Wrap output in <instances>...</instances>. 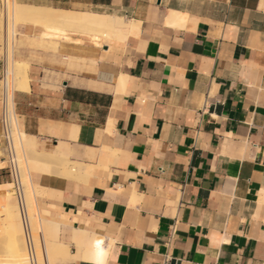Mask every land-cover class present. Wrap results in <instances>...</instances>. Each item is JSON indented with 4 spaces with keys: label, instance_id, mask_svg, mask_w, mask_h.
<instances>
[{
    "label": "crops",
    "instance_id": "1",
    "mask_svg": "<svg viewBox=\"0 0 264 264\" xmlns=\"http://www.w3.org/2000/svg\"><path fill=\"white\" fill-rule=\"evenodd\" d=\"M17 1L131 22L123 42L17 25L20 131L89 165L29 174L60 264H264V0Z\"/></svg>",
    "mask_w": 264,
    "mask_h": 264
},
{
    "label": "bare ground",
    "instance_id": "2",
    "mask_svg": "<svg viewBox=\"0 0 264 264\" xmlns=\"http://www.w3.org/2000/svg\"><path fill=\"white\" fill-rule=\"evenodd\" d=\"M13 1L14 0H4L2 15L4 22L3 25L0 23V31L2 28L4 34L9 36V47L7 50L6 67L4 70L8 89L7 98L9 101H13L14 92L27 91L30 80L27 72V63L23 60L16 61L14 59V41L17 27L15 24L31 23L39 26V28L44 27L78 34H90L100 36L107 41L115 42H123L126 34H129L126 33L125 29L131 25V22H125L123 18L98 15L89 12L54 10L52 8L24 5L19 3L17 0L13 3ZM12 110V118L14 121L12 142L14 152L12 155V162L14 164V169H16L18 178L17 183L23 203L22 216L25 234L20 232V229L22 228L21 215L18 214L16 218L11 209L13 206L9 185L0 183V199L5 202L6 207L9 209V216L11 220L10 227L12 228L11 248L0 252V264H39L38 262L47 264V254H49L52 260L58 259L59 254L50 248L47 250L43 243L39 219L36 217V208L33 203L29 174L32 172L52 173L55 171L64 176H68V178L79 179L81 175L86 177L85 174L87 173L89 165L87 166L81 163L71 162L69 160L62 159L61 157L43 156L34 152L32 145L33 142H31L29 137H27L19 129L17 116L14 111V103H12ZM37 155L40 157H37ZM0 157H2L1 153ZM4 160L6 161L8 167L9 164L7 159L4 158ZM88 175L90 176V174ZM23 182L25 183V190H23ZM33 210L35 217L32 216ZM31 231H34L35 234L37 233L39 235L40 241L37 236L38 242H33L34 239ZM28 243L30 244V249ZM37 243H40V249L37 248ZM35 247L39 251H36L37 249ZM86 258L89 260V257Z\"/></svg>",
    "mask_w": 264,
    "mask_h": 264
},
{
    "label": "rangeland",
    "instance_id": "3",
    "mask_svg": "<svg viewBox=\"0 0 264 264\" xmlns=\"http://www.w3.org/2000/svg\"><path fill=\"white\" fill-rule=\"evenodd\" d=\"M0 2H1V0H0ZM15 2H16V0L13 1V3H15ZM2 15H3V9L1 8V5H0V23L3 25L4 20L2 18ZM17 25L18 24H15V26H17ZM0 34H1V39H0V64L3 67V69L5 70L6 60H7V50H8V47H9V36L7 34L6 35L4 34V32L2 31V28H1ZM20 34H21V28H19V26H18V27H16V36H15V41H14V43H15L14 44V46H15L14 47V52H13L14 59L16 61H19L22 58H24L25 61H26V58L22 54V46H21V44H19V40H18ZM13 79H14V77H13ZM2 86H3V82L0 81V90H2ZM0 153H1V156H2V157H0V160H4V158H5L4 151L0 150ZM3 170H5V169H3ZM17 180H18V178H17ZM4 182H5V180H4ZM7 182H12L13 183V184L9 185V191H10V196H11V200H12L11 202H12V206H13L11 209H12L13 214L16 216V218H17L18 214L21 215V221H22V225L21 226H22V228L20 229V232H23L25 234L24 221H23L22 211H21V209H19V205H18V201H17V197H16L15 184L9 178V176H8ZM23 190H25V183L24 182H23ZM18 193L20 195L19 189H18ZM27 207H28V204H27ZM9 213H10L9 209L6 207L5 202H3L0 199V252L8 250L9 248H11V244H12V240H11V229L12 228L10 227L11 220H10ZM32 216L35 217L34 216V210L32 211ZM39 224H40V228H41L40 229L41 237H42V240H43V243H44L46 249L48 250V248H50V249L54 250L56 253L59 254V256H58L59 258L58 259H54V260H52L51 257L49 256V254H47V257H46L47 258V264H60V263L66 262V260L61 258V256H62L61 255V252H62L61 248L59 246L50 245L48 243V240L55 241V239L52 236H48L44 222L39 219ZM31 233H32V237L34 239L33 242H36V241L38 242V240L40 238L39 235L37 233L35 234L34 231H31ZM37 236H38V240H37ZM58 241L63 243L61 238H60L59 233H58ZM40 246H41L40 243L39 244L37 243V248H39ZM69 250H70V248H69ZM36 251H39V250L37 249ZM38 261H39V258H38ZM38 263L39 264H43L41 262H38Z\"/></svg>",
    "mask_w": 264,
    "mask_h": 264
},
{
    "label": "built area",
    "instance_id": "4",
    "mask_svg": "<svg viewBox=\"0 0 264 264\" xmlns=\"http://www.w3.org/2000/svg\"><path fill=\"white\" fill-rule=\"evenodd\" d=\"M1 8H4V0H1L0 2ZM0 81L3 82L2 86V93H1V100H0V105H1V110H0V125H1V134H0V142L3 145V150H4V156L8 161L9 166L5 168L6 174L9 176V178L14 182L15 184V192H16V197L19 205V209H21L23 213V203L22 199L18 193V183H17V174L16 170L14 169V164L12 162V155H13V133H14V121L12 118V103L14 101H9L7 98V83L5 80V73L4 69L2 70V73L0 75ZM15 111V107H14ZM175 233V223L171 226L169 234H168V244H170L171 239L173 238V235ZM28 238V235H27ZM29 249H30V244L28 243ZM32 257V254H31Z\"/></svg>",
    "mask_w": 264,
    "mask_h": 264
}]
</instances>
